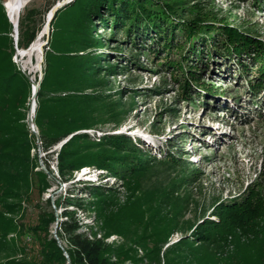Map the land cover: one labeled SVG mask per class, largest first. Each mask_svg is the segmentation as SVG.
<instances>
[{
  "label": "trees",
  "instance_id": "trees-1",
  "mask_svg": "<svg viewBox=\"0 0 264 264\" xmlns=\"http://www.w3.org/2000/svg\"><path fill=\"white\" fill-rule=\"evenodd\" d=\"M58 1L53 0L43 11L33 8L20 14L19 50H25L33 42L45 24L46 12ZM200 4L194 0H74L63 8H79L83 14L81 19L87 23L107 24L111 20L113 30H124L127 41L135 48L140 46V52L145 51L143 39L156 44V50L151 53L154 58L166 53L161 65L172 71L186 100H193L197 92L206 97L216 95V90L212 86L206 87L199 77L201 65L206 66L215 57L222 61L233 57L237 60L242 56L249 58L252 64L241 65L242 71L255 68L258 72L249 89L252 92L263 90L264 41L257 34L208 15ZM61 9L55 13L51 28ZM79 23L82 25L81 21ZM12 35V24L0 3V264H67V260L69 264H125L131 260L132 249L125 243L113 246L106 242L112 235L125 239L126 230L122 220L110 227V219L120 210L111 215L115 205L105 200L113 193L111 188L101 184L84 185L81 193L94 199L87 202L73 191H67L54 203L60 208L59 217L52 213L46 218L37 215L36 223L28 225L14 219L23 203L36 206L44 188L49 186V177L53 178L49 159L43 161L47 173L36 170L37 163L30 154L35 148L34 142L40 143L46 156L54 153L51 150L67 139L53 159L63 184L83 168L106 170L110 175L121 177L120 172L130 171L131 167H128V161H112L107 153L100 156L88 148L74 149L78 142H85L89 148L99 145L87 133L79 131L92 129L96 122L95 108L91 105L99 98L85 91L87 82L95 81L101 73L100 56L82 61L62 46L47 43L43 47V75L34 114L38 137L30 132L26 125V105L31 84L13 60ZM215 35L222 37L221 41L209 45L208 41H213ZM92 40L96 47L97 40ZM150 50L151 47L147 51ZM173 51L179 53L178 60H169ZM135 59L138 61V56ZM188 60L195 64L189 65ZM106 143L113 145L114 154H131V159L142 155L125 136L109 137ZM176 155L167 154L164 159L170 164L177 163L182 159L178 158V152ZM119 157L110 158L118 160ZM125 158L130 157H121ZM248 193L239 201L219 204L213 210L217 221L203 220L189 237L167 248L163 253L165 264H170L168 255L172 251H180V259L181 248L187 246L190 249L194 244L196 247L187 253L182 263L192 260L197 264H264V201L255 187ZM78 213L84 214L85 219L94 213L98 221L107 225L103 233L93 232V227L80 219ZM53 224L57 226L55 235L67 259L50 233ZM169 226L171 223L166 222V227L158 234L160 239L148 248L149 255L153 256L150 261L159 262V245L168 238ZM205 245L208 246L207 256L200 252V249L205 250ZM229 246L233 251L225 250Z\"/></svg>",
  "mask_w": 264,
  "mask_h": 264
},
{
  "label": "rangeland",
  "instance_id": "rangeland-1",
  "mask_svg": "<svg viewBox=\"0 0 264 264\" xmlns=\"http://www.w3.org/2000/svg\"><path fill=\"white\" fill-rule=\"evenodd\" d=\"M8 1L0 0L6 16ZM52 1L28 0L20 14L33 8L43 11ZM194 1L201 3L200 7L208 15L257 34L264 41V0ZM63 7L49 29L45 46L47 43L62 46L82 61L100 56L101 67V73L95 81L87 82L85 91L99 98L91 105L95 108V125L90 130L79 131L87 133L99 145L89 148L85 142H78L74 149L88 148L100 156L107 153L114 162L128 161L131 172H120L121 177H116L106 170L87 167L75 172L71 180L63 184L53 159L67 139L46 156L38 148L40 143L34 142L35 148L30 154L37 163L36 170L47 173L41 166L45 167L43 161L49 159L53 178L49 177V186L44 188L36 206L23 203L15 220L28 225L36 223L37 215L46 218L52 213L59 217L60 208L54 203L67 191H73L87 202L94 199L80 189L86 184H101L113 190L105 199L115 205L111 215L120 209L110 219V227L122 220L126 229L125 239L112 235L106 242L113 246L125 243L132 249L131 260L125 264H134V260L135 264H165L163 253L167 248L189 237L203 220H218L213 210L219 204L239 201L253 187L261 192L264 201V85L259 92L250 91L249 85L255 82L258 72L255 68L242 71L241 65L252 64L249 58L222 61L215 57L206 66L202 64L199 77L206 87L216 90V95L206 97L197 92L193 100H186L172 71L161 65L166 53L156 58L151 53L156 50V44L143 39L145 51L140 52V46L135 48L127 41L124 30H113L111 20L107 24L87 23L81 19L83 14L79 8ZM92 39L97 40L96 47ZM221 39L215 35L213 41H208L209 45ZM178 57L179 53L173 51L169 60H178ZM26 60L19 57L18 65ZM32 61L35 64V57ZM188 61L189 65L195 64ZM28 74L33 80L38 79V71ZM29 102L30 97L27 107ZM113 136H125L134 150L142 154L138 159L144 160L131 159V154L127 153L114 154L113 145L106 143ZM176 152L182 160L173 164L165 161L167 154L177 156ZM124 155L130 158L121 159ZM115 156L120 157L118 160L110 158ZM78 215L93 227V232L103 233L106 224L98 221L94 213L86 219L84 214ZM166 222L171 223V231L159 245V262L150 261L153 256L149 255L148 248L160 239L158 234L166 227ZM54 229L55 224L50 226L53 237ZM195 247V244L190 249L182 247L180 259V251H172L168 255L170 264H197L192 260L181 262ZM225 250L233 251V247ZM200 252L208 254V246Z\"/></svg>",
  "mask_w": 264,
  "mask_h": 264
},
{
  "label": "water",
  "instance_id": "water-1",
  "mask_svg": "<svg viewBox=\"0 0 264 264\" xmlns=\"http://www.w3.org/2000/svg\"><path fill=\"white\" fill-rule=\"evenodd\" d=\"M69 2H71V0H61V1H58L55 5L52 6V8L48 11L47 15H46V19H45V24L42 28V30H44V36H45V42H42L40 47H39V59L36 63V66H37V70H38V73H39V76H38V79L37 80H33V78L28 74V72H26L22 66L19 64L18 65V62H17V59L19 58L21 52H27L29 49H30V46L31 43L28 48H26L24 51H20L18 48H17V38H18V22H19V15H17V18L16 20L13 22L9 19L8 15V20L9 22L12 24V27H13V41H14V45H15V55H14V62L17 64L19 70L26 76V78L28 79V81L30 82L31 84V95H30V102H29V105H28V109H27V113H26V125L28 127V129L30 130V132L37 138L38 137V132L35 128V124H34V114H35V108H36V94H37V91L39 89V82L41 81V78H42V62H43V47L45 46L47 40H48V35H49V29H50V23L55 15V13L61 8L63 7L64 5L68 4ZM5 6V5H4ZM34 41V40H33ZM38 148H39V145H38ZM43 169H45L44 166H41ZM56 225H55V229H54V238L57 240V245L60 247L61 250H63L60 242L58 241L56 235H55V231H56ZM63 254L65 256V258L67 259V254L66 252L63 250ZM67 264H69V261L67 260Z\"/></svg>",
  "mask_w": 264,
  "mask_h": 264
},
{
  "label": "bare ground",
  "instance_id": "bare-ground-1",
  "mask_svg": "<svg viewBox=\"0 0 264 264\" xmlns=\"http://www.w3.org/2000/svg\"><path fill=\"white\" fill-rule=\"evenodd\" d=\"M28 0H9L6 4L7 10H8V17L11 21H15L17 18V15L20 14L21 10L24 8V6L27 4ZM44 30L41 29V31L37 34L36 38L34 39L33 43L30 46V49L27 52H21L20 58H27L26 62L22 63V68L29 72L30 74L37 72V66L36 63L39 59V47L44 39ZM24 51V50H20ZM35 57L36 61L35 64L32 61V58Z\"/></svg>",
  "mask_w": 264,
  "mask_h": 264
}]
</instances>
